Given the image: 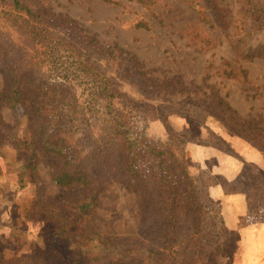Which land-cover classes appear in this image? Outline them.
Wrapping results in <instances>:
<instances>
[{
	"label": "rangeland",
	"instance_id": "1",
	"mask_svg": "<svg viewBox=\"0 0 264 264\" xmlns=\"http://www.w3.org/2000/svg\"><path fill=\"white\" fill-rule=\"evenodd\" d=\"M21 1L36 12L72 18L109 48V53L97 54L101 55L98 62L115 85L142 105L138 128L154 144H173L200 200L218 202L219 213L207 210L202 218L204 225L220 218L224 223L206 264H247L248 258L251 264H264V242L262 253L246 252L255 246V237L264 241V57L242 58L232 47L237 39L242 49L263 44L264 28L252 27L244 1L196 0L210 24L200 22L185 0H152L145 6L136 0H118L119 4L101 0ZM140 22L146 26H137ZM2 24L13 25L10 18L0 20ZM203 36L211 43L202 42ZM114 45L136 56L141 79L131 78L123 61L110 53L116 52ZM224 60L244 68L246 80L224 76ZM7 86L0 68V89ZM213 93L253 128L245 131L234 127L216 108ZM0 115L1 133L17 124L25 134L20 108L3 104ZM36 155L33 173H26L20 182L17 165L26 160V153L7 142L2 148L0 252L7 258L23 256L28 264H89L85 251L53 233L48 218L26 217L38 188L46 198L61 193L81 198L89 193L83 187L60 189L51 178L60 165L58 157L43 151ZM86 158L82 154L79 164ZM98 178L104 189L98 195L96 214L116 237L138 247L140 220L147 206L146 187L137 181L117 180L108 172H101ZM214 187L222 190L218 198L210 194ZM246 227L251 231H244ZM141 261L135 256L119 264Z\"/></svg>",
	"mask_w": 264,
	"mask_h": 264
},
{
	"label": "trees",
	"instance_id": "2",
	"mask_svg": "<svg viewBox=\"0 0 264 264\" xmlns=\"http://www.w3.org/2000/svg\"><path fill=\"white\" fill-rule=\"evenodd\" d=\"M101 1L119 4L118 0ZM136 1L144 6L152 2ZM185 1L200 22L210 24L196 0ZM243 1L252 27L263 29L264 0ZM0 6V20L10 18L13 23L0 25V68L8 81L7 88L0 89V106L20 108L26 130L21 134L15 124L6 134L0 132V154L6 142L26 153V160L17 165L22 182L36 167L37 151L52 153L60 165L51 178L60 189H89L81 198L65 193L46 198L38 188L26 217L48 218L53 233L85 251L89 264H119L135 256L142 259L141 264H206L224 223L220 218L204 225L202 218L207 210L217 213L218 202L200 200L173 144H154L138 128L142 105L115 85L98 62L109 48L68 16L36 12L21 0H0ZM136 25L146 26L142 22ZM200 38L211 43L206 36ZM238 42L235 40L232 47L240 57H264V43L248 50ZM114 48L116 52L110 53L123 61L131 78L141 79L136 56ZM223 65L224 76L246 80L244 68L227 60ZM212 95L216 108L234 127L245 131L253 128L222 97ZM82 154L87 158L79 164ZM101 172L146 187L147 206L140 220L138 247L116 237L96 214L98 195L104 189L98 185ZM1 262L28 264L23 256L7 258L0 252Z\"/></svg>",
	"mask_w": 264,
	"mask_h": 264
},
{
	"label": "crops",
	"instance_id": "3",
	"mask_svg": "<svg viewBox=\"0 0 264 264\" xmlns=\"http://www.w3.org/2000/svg\"><path fill=\"white\" fill-rule=\"evenodd\" d=\"M219 190H220V188L214 187V188H212V192H210V194L213 197L218 198V197H220L222 195V190H220V191ZM244 231L249 232V231H251V228L250 227H246L244 229ZM255 239H256L255 246L253 248L248 246L249 249L247 248V251H246L247 253H251V252L262 253V251L260 249H261V246L263 245L264 241H263V239H258V237H255ZM250 259L251 258L247 259V264H251L252 263V261H250Z\"/></svg>",
	"mask_w": 264,
	"mask_h": 264
}]
</instances>
